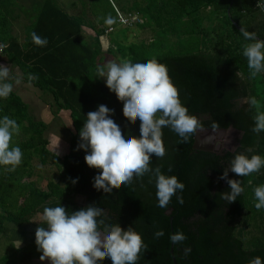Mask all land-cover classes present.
Here are the masks:
<instances>
[{"label": "trees", "instance_id": "trees-1", "mask_svg": "<svg viewBox=\"0 0 264 264\" xmlns=\"http://www.w3.org/2000/svg\"><path fill=\"white\" fill-rule=\"evenodd\" d=\"M107 2L110 12L105 17L98 15L99 5L92 3L96 21H90L88 26L95 35L85 38L80 15H70L58 0H35L32 22L20 42L11 29L19 4L16 0H0L2 54L20 68L24 82L50 95L57 117L61 111L68 112L69 122L65 124L70 136L68 152L57 155L49 148L51 140L46 137L49 124L36 119L27 102L14 91L0 99V117L15 119L20 128L11 144L23 152L22 162L14 171L0 166V211H5L0 212V233L7 232L4 221L17 226L28 224L44 207L62 205L70 214L95 204L105 213L98 220L119 223L122 229L132 226L142 236L145 248L137 264H174L173 256L177 264H248L256 256L264 261V209L254 207L253 193L254 187L264 185V168L245 177L229 172V178L240 180L244 188L232 203L220 198L222 192L230 190L226 181L218 179L238 153L264 157V132L250 131L257 110L247 103V98L254 96L259 110L264 111V72L249 78L242 51L255 41L245 40L234 24L264 40V13L257 0H121V11L137 13L142 22L136 26L151 30V39L131 44L111 41L105 48L101 41L105 33L113 34L119 27L128 32L131 29L118 22V12L124 13L112 1ZM107 17L114 23L105 24ZM32 32L46 37L47 45L36 46L31 41ZM170 36L175 37L174 44L179 47L165 52ZM117 54L133 62L155 59L166 65L182 104L200 122L199 129H212L215 122L216 129L234 127L240 131L239 146L218 154L194 149L196 132L181 142L167 127L162 129L165 156H153L150 167H160L166 175H175L184 183L183 204L174 195L167 209L157 207L151 173L134 176L130 183L110 192L92 186L99 170L89 168L84 161L85 151L77 150L78 132L87 113L106 105L114 110V122L127 134L139 136V120L124 117L123 102L108 90L102 78H97L96 69L104 64V56ZM20 135L23 139H19ZM35 158L42 165H56L61 180L49 181L46 189L29 181ZM19 181L24 183L19 185ZM77 195L84 201L78 202ZM99 228L103 230V224ZM158 229H163L164 235L154 239ZM175 232H182L187 239L172 244L169 236ZM188 247L191 251L185 254ZM101 264H111V260L104 258Z\"/></svg>", "mask_w": 264, "mask_h": 264}, {"label": "clouds", "instance_id": "clouds-1", "mask_svg": "<svg viewBox=\"0 0 264 264\" xmlns=\"http://www.w3.org/2000/svg\"><path fill=\"white\" fill-rule=\"evenodd\" d=\"M113 23L111 17L105 18V24ZM240 33L245 40L255 41L245 45L242 51L251 79L264 72V40L257 39L254 32L244 28L240 29ZM30 36L36 46L43 47L48 43L46 37L42 38L35 32L30 33ZM3 47L0 45V50ZM96 72L97 78H102L108 90L115 94L118 101L123 102V116L131 121L139 120L140 124L139 136H133L114 122V110L106 105H98L96 110L87 113L78 132L77 150L85 151L84 161L89 168L99 170L93 177V188L110 192L117 186L130 183L134 176L140 178L151 173L155 182L157 207L167 209L174 195L177 202L183 204L184 183L175 175H166L160 167H150L153 156H165L163 128L167 127L181 138V142H186L201 127L198 119L190 115L182 104L166 65L155 59L137 62L131 59H121L119 62L109 60L98 66ZM32 78L30 75L29 79ZM18 83L19 78L10 74V68L0 64V99L9 97ZM247 103L257 110L250 131L255 134L264 132V111L259 110V101L253 96L247 98ZM217 127L213 122L212 130L215 131ZM18 133L19 125L15 119L7 115L0 117V166H6L9 172L22 162V150L11 144L13 135ZM261 168H264V157L261 155L249 157L242 153L236 154L218 178L226 181L230 190L222 192L220 198L232 203L244 191L240 180L229 178V172L245 177L259 172ZM168 171H172L171 166ZM72 182L76 183V180ZM253 193L254 207L257 210L264 209V185L254 187ZM104 215V210L95 204L70 214L62 205L44 207L38 214L39 219L35 220L46 225L37 227L35 231L40 261L47 259L49 264H101L104 258H108L111 264H137L139 254L145 248L142 236L132 226L122 229L119 223H105L103 219H97ZM100 224H103V230H100ZM163 235V229L153 233L154 239ZM186 239L182 232L169 236L174 245ZM184 251L187 254L191 249L188 247ZM248 264H264V261L256 256Z\"/></svg>", "mask_w": 264, "mask_h": 264}, {"label": "rangeland", "instance_id": "rangeland-1", "mask_svg": "<svg viewBox=\"0 0 264 264\" xmlns=\"http://www.w3.org/2000/svg\"><path fill=\"white\" fill-rule=\"evenodd\" d=\"M20 1V0H19ZM73 1V3H71ZM114 3V5L121 11L120 8V2L121 0H110ZM35 2V1H34ZM33 2V4H34ZM61 5H63L64 9H67L72 15H83L85 13V20L86 21H96V15L93 13L92 10V3H97L99 5L98 9V15L105 17L110 12V7L107 2V0H59ZM33 4L30 5L29 1H20V5L16 9L15 14L21 13V17L19 20H17L13 25V33L18 34L20 36V40H24V33H23V26L30 22H32V13L35 12L33 10ZM75 6H71V5ZM87 5V6H86ZM31 8V10H27ZM28 12H32L31 14H28ZM123 12L124 16L128 15L125 14V11ZM32 16V17H31ZM28 18V19H27ZM88 24V23H87ZM126 24H123L125 26ZM12 29V27H11ZM116 28H114L115 30ZM85 34H92L95 35L94 30H91L89 27H84ZM113 30V31H114ZM22 33V34H21ZM89 35V36H90ZM152 31L151 30H145L142 29L140 26L133 25L129 32L125 29H120V27L116 30L113 34H106L104 37H101V41L105 48H108L109 42H115V41H126L125 43L131 44L132 42H140L142 40L149 41L151 39ZM160 38V37H159ZM175 37L170 36L167 38L168 47L164 49L165 52H170V50H177L179 47V44H174ZM162 40V37H161ZM1 55V54H0ZM109 60L119 62L121 60L120 56L117 54L116 56L113 55H106L104 56L103 63L108 62ZM16 71V70H15ZM13 89L17 90V92L21 95V97L29 104L31 114L34 115L36 119H42L46 121L49 124L48 130L46 131V137L51 140V144L49 145V148L53 149L54 151H57L59 155L63 156L65 153L68 152V139L69 134L67 132V127L65 124L69 122L68 118V112L61 111L60 116L57 117L56 114L52 110H55L52 108V98L49 94H44L41 90L38 88H34L32 85L22 81V85L18 87H13ZM64 121V122H63ZM20 129V128H19ZM209 134L202 135L207 136ZM217 138L215 137V142L217 144H221L223 150H234L237 147V140L239 138V133L233 130L227 131V132H217L216 133ZM19 139H23V137L20 135ZM33 174L31 177H29V181H34L38 188L40 189H46L47 183L49 181H60L61 178V171L58 169V167L54 164H47L42 165L40 161L35 158L33 160ZM23 181H19L18 184H23ZM78 202H83L84 197L77 195L76 196ZM0 212L5 213V211L1 210ZM6 221H4L5 223ZM1 235H4V233H0ZM9 248V247H8Z\"/></svg>", "mask_w": 264, "mask_h": 264}, {"label": "crops", "instance_id": "crops-1", "mask_svg": "<svg viewBox=\"0 0 264 264\" xmlns=\"http://www.w3.org/2000/svg\"><path fill=\"white\" fill-rule=\"evenodd\" d=\"M20 1L16 0V2L19 5H20ZM23 1H29L30 5H32L35 0H23ZM58 3L61 5L59 0H58ZM71 3H73V1ZM20 6H23V5H20ZM61 6L63 7V5H61ZM71 6H75V5L72 4ZM27 10H31V8L29 7V9H27ZM68 13L70 15H72L69 11H68ZM28 14H31V12L30 13L28 12ZM84 15H85V13L83 15H80L83 22H84L83 29H84V27H87V28L89 27L91 29V27L88 26L89 21L85 20ZM20 17H21V13H20V15L18 14V16L16 18L11 20L12 21V23H11L12 30H13L14 23L17 20H19ZM30 23L31 22L29 20L28 23L23 26L24 39L26 36L27 27L29 26ZM98 27H99V25H98ZM91 30H93V29H91ZM12 35L14 37H16L20 42L24 41V40L21 41L20 36L18 34H14L13 31H12ZM83 35L86 38V37H89L90 34H88V36H87V34H85V32L83 30ZM101 37L103 38L104 35ZM1 51H0V54H1L0 55V64H4V65L8 66L10 68V74L12 76L19 78L20 83L15 84L14 86L15 87L21 86L22 81H23L22 71L20 70V68L18 66H14L11 62H9L8 56L4 53L2 54ZM13 91L16 92V94L18 96L21 97V95L17 92V90L13 89ZM22 100L25 101L23 98H22ZM38 219H39V216L37 215L36 217H34L31 220L30 223L22 225V226H17L14 223H11L8 221H6L4 223V227L7 229V232L4 233V235L0 234V264H49V261L47 259L44 261H40L39 257L41 255V253L36 250L35 231H36V228L39 227L40 223L38 221H35V220H38ZM19 241H20V245H19Z\"/></svg>", "mask_w": 264, "mask_h": 264}, {"label": "water", "instance_id": "water-1", "mask_svg": "<svg viewBox=\"0 0 264 264\" xmlns=\"http://www.w3.org/2000/svg\"><path fill=\"white\" fill-rule=\"evenodd\" d=\"M228 15H230V9L228 10ZM234 24L239 30L241 29V27L236 22H234ZM230 130L238 132L239 137L241 136L240 131L234 127H230L228 129H216L215 131H213L212 129H198L194 136L193 148L197 150L210 151L220 154L218 151H216V145H217V143L215 142V137L217 138L216 133L217 132L225 133ZM205 134H209V135L203 137L202 135ZM209 138H211V141H209ZM237 146H239L238 142H237ZM171 253L173 255V249H171ZM173 262L174 264H177V261L174 256H173Z\"/></svg>", "mask_w": 264, "mask_h": 264}, {"label": "built area", "instance_id": "built-area-1", "mask_svg": "<svg viewBox=\"0 0 264 264\" xmlns=\"http://www.w3.org/2000/svg\"><path fill=\"white\" fill-rule=\"evenodd\" d=\"M257 6H258V0H257ZM261 10L264 9V4L261 0H259V6ZM264 13V10H262ZM118 22L123 24H126L125 26L133 27V25H136L137 23L142 22V18L137 13H131L126 16L118 12ZM1 51V50H0Z\"/></svg>", "mask_w": 264, "mask_h": 264}, {"label": "flooded vegetation", "instance_id": "flooded-vegetation-1", "mask_svg": "<svg viewBox=\"0 0 264 264\" xmlns=\"http://www.w3.org/2000/svg\"><path fill=\"white\" fill-rule=\"evenodd\" d=\"M216 151H218L219 153H221L223 151L221 144L216 145Z\"/></svg>", "mask_w": 264, "mask_h": 264}]
</instances>
